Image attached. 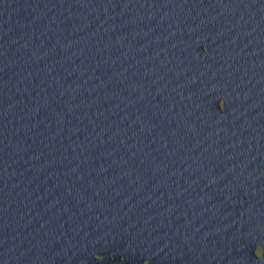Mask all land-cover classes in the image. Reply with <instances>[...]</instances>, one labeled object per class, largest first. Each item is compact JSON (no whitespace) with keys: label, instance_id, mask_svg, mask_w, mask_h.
I'll use <instances>...</instances> for the list:
<instances>
[{"label":"water","instance_id":"95a60500","mask_svg":"<svg viewBox=\"0 0 264 264\" xmlns=\"http://www.w3.org/2000/svg\"><path fill=\"white\" fill-rule=\"evenodd\" d=\"M0 264H264V0H0Z\"/></svg>","mask_w":264,"mask_h":264}]
</instances>
